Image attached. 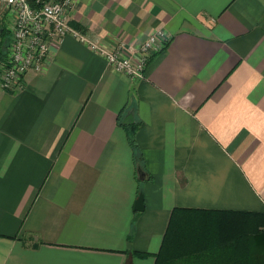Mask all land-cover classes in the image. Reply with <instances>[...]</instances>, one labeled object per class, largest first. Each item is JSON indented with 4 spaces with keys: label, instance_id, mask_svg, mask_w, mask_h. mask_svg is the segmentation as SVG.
Segmentation results:
<instances>
[{
    "label": "crops",
    "instance_id": "0c3cea01",
    "mask_svg": "<svg viewBox=\"0 0 264 264\" xmlns=\"http://www.w3.org/2000/svg\"><path fill=\"white\" fill-rule=\"evenodd\" d=\"M68 23L169 40L131 79L68 34L0 88V264H154L174 208L264 212V0H75Z\"/></svg>",
    "mask_w": 264,
    "mask_h": 264
},
{
    "label": "built area",
    "instance_id": "2783aa9c",
    "mask_svg": "<svg viewBox=\"0 0 264 264\" xmlns=\"http://www.w3.org/2000/svg\"><path fill=\"white\" fill-rule=\"evenodd\" d=\"M75 0L45 2L34 0H0V29L8 34L6 65L0 67V88L14 92L24 86V76L29 71L39 72L49 53L60 46L70 34L103 55L116 71L131 79L143 77L150 56L163 49L169 38L159 29L140 46L119 42L108 47L91 42L80 31L69 26L68 16Z\"/></svg>",
    "mask_w": 264,
    "mask_h": 264
},
{
    "label": "trees",
    "instance_id": "16d2710c",
    "mask_svg": "<svg viewBox=\"0 0 264 264\" xmlns=\"http://www.w3.org/2000/svg\"><path fill=\"white\" fill-rule=\"evenodd\" d=\"M7 46L8 34L1 27L0 67L6 65ZM137 129L126 128L138 164L142 155L136 143ZM154 264H264V212L174 208Z\"/></svg>",
    "mask_w": 264,
    "mask_h": 264
},
{
    "label": "water",
    "instance_id": "95a60500",
    "mask_svg": "<svg viewBox=\"0 0 264 264\" xmlns=\"http://www.w3.org/2000/svg\"><path fill=\"white\" fill-rule=\"evenodd\" d=\"M138 170L141 171L140 169H138ZM133 209H134V211H137V212H141L144 210L142 193H139L137 199L135 200Z\"/></svg>",
    "mask_w": 264,
    "mask_h": 264
},
{
    "label": "rangeland",
    "instance_id": "374dc122",
    "mask_svg": "<svg viewBox=\"0 0 264 264\" xmlns=\"http://www.w3.org/2000/svg\"><path fill=\"white\" fill-rule=\"evenodd\" d=\"M45 2H52V1H55V0H44ZM1 31V29H0ZM8 41H9V38H8ZM8 47V46H7Z\"/></svg>",
    "mask_w": 264,
    "mask_h": 264
}]
</instances>
